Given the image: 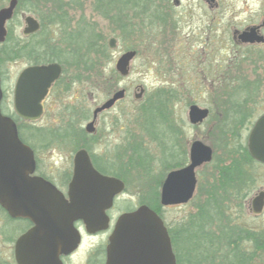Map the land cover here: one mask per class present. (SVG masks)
Here are the masks:
<instances>
[{
    "label": "rangeland",
    "instance_id": "obj_1",
    "mask_svg": "<svg viewBox=\"0 0 264 264\" xmlns=\"http://www.w3.org/2000/svg\"><path fill=\"white\" fill-rule=\"evenodd\" d=\"M43 1L33 4L35 6L31 4L30 7H34L39 16H43L45 22V18H52V14L61 16L64 22H60L58 26H48L43 35L30 39L28 44L37 43L39 46L41 40H44L43 37L46 36V41H49L47 43L57 50L58 48L63 49V54H68L69 51L65 50L66 38L81 33L85 35L82 41L89 42L99 39L98 41L104 42L111 51L110 58L103 65V78L99 77V73L73 66L76 63L73 56L69 60L64 58L69 66H73L69 76L75 83L71 84L69 91L54 88L45 101L44 115L35 122H29L30 127L23 128L27 142L35 148L40 172L51 179L61 183L65 174L72 172L75 154L81 149H86L82 148L84 140L79 129L85 130L93 117V111L119 90L124 89L126 97L114 108L99 116L96 122V133H93V139L88 141L94 146L96 154L103 156L106 160L116 161L118 164L117 171L107 175L125 184V191L117 195L121 196L116 203V206L122 208L125 213L129 212L127 211L129 209L134 210L142 205L155 203L157 198L161 203V188L170 172H163V165L160 161L164 156V144L143 129L137 111L159 89H172L179 97L175 104V122L176 125L179 123L182 126L183 131L180 130L182 134L177 140L187 150L188 156L191 144L199 140L212 147L214 157L216 156L218 162L226 163L225 149L216 146L214 137V129L218 123L222 124L225 113H235L237 120L239 119V115L236 114L237 110L245 112L248 114L247 121L250 125L264 114L263 68L258 69L257 67L252 77L250 64L247 61V51L235 49L234 41V32L242 30L247 25L250 19L249 12L264 9V0H223L220 32L224 48L220 52L222 60L216 65L221 67L224 78L216 83L210 82L212 78L206 81L203 73H200L202 68L205 74H213L215 70L214 60L206 61L209 51L204 54L203 51H193L192 48L178 49L174 52L175 57L170 58V50L137 46L140 34H135L136 20L119 17L120 3L108 4L106 0H57L58 3H54L55 0ZM189 1L183 0L186 5L190 4ZM9 2L10 0H0V9L6 7ZM59 8L61 10H58ZM26 14L39 18L37 14L30 13L26 9L19 11L17 17L8 24V29L13 31L15 39L23 36ZM200 14L201 12H198L197 15ZM155 27L160 30L159 25ZM153 30L147 31L148 41L151 43L154 41L159 43L169 36L168 31H164V35L161 36L157 29ZM112 38L118 40L114 49H111L109 45ZM131 47L137 48L138 56L131 64L130 75L121 78L115 66L120 56L128 52L127 48ZM235 56L236 60H234ZM30 65L32 64L21 59L3 64L4 100L2 107L5 114L13 112V92L16 80L22 70ZM263 65L264 61L261 60L259 66ZM112 71H114L113 74ZM66 83L70 82L66 81ZM140 87L144 89V94L142 98L137 99L136 96L141 93ZM252 87L256 92L253 96V104L251 103L252 97L248 96ZM194 104L210 110L209 118L196 126L192 125L188 119L189 107ZM82 112L89 118L77 121L76 136L68 135L65 138L71 115L82 116ZM248 128L244 133L245 142L250 133ZM33 133L36 134L33 135ZM167 141L168 144H173L175 139L167 133ZM140 142L144 144V148L137 145ZM140 155L144 157L143 162L138 158L135 159ZM211 169L202 166L197 170L196 195L189 203L162 207L165 220L171 228H176L179 222L194 211L196 204L194 200L198 197L199 185L202 179L212 174ZM261 173L259 188L252 197L264 189V167ZM251 218L246 208L245 213L238 215L235 223L238 224L239 219L240 227L245 229L253 223ZM257 222L264 225V215ZM8 230L0 216V263L2 264L13 262V239L15 238L8 237L10 234ZM83 233L86 235V232ZM106 240V235H99L95 238L86 235L81 250L89 251L100 244H105ZM254 264H264V260L261 259Z\"/></svg>",
    "mask_w": 264,
    "mask_h": 264
},
{
    "label": "water",
    "instance_id": "obj_2",
    "mask_svg": "<svg viewBox=\"0 0 264 264\" xmlns=\"http://www.w3.org/2000/svg\"><path fill=\"white\" fill-rule=\"evenodd\" d=\"M17 6L18 0H10L0 9V43L6 41V25L13 19ZM24 20L25 35L40 30V23L34 17L27 16ZM252 35L253 32H245L243 42L252 41ZM109 45L111 49L116 48L117 40L112 38ZM136 56V51H128L118 59L115 68L122 77L130 74ZM62 72L59 63L25 68L17 78L13 93L16 114L28 121L39 120L44 114L43 102ZM140 92L137 99L144 94L142 87ZM125 95L124 89L119 90L97 107L86 131L95 133L99 115L112 109ZM2 99L0 77V206L11 217L29 219L35 225L18 239L16 261L17 264H51L53 259L57 262L60 255L72 253L79 247L81 233L76 222L82 221L88 234L109 228L107 211L112 208L115 196L125 190V184L101 174L86 149L74 156L68 198L52 183L31 177L36 170L35 152L20 139L15 120L2 113ZM209 116L207 108L195 104L189 107L188 119L194 126L204 123ZM248 148L252 157L264 164V115L249 134ZM213 157L212 147L194 141L189 163L167 174L161 188V204L169 207L189 203L197 190V170L211 163ZM263 210L264 191L253 200L254 213L261 214ZM106 264H177L168 228L156 211L143 205L120 216L109 239Z\"/></svg>",
    "mask_w": 264,
    "mask_h": 264
},
{
    "label": "trees",
    "instance_id": "obj_3",
    "mask_svg": "<svg viewBox=\"0 0 264 264\" xmlns=\"http://www.w3.org/2000/svg\"><path fill=\"white\" fill-rule=\"evenodd\" d=\"M38 2L44 1L19 0L15 18L19 11L25 9L39 16L35 8L30 7L31 4ZM39 18L42 22V28L33 37L22 36L15 39L13 31H9L6 43L0 45V73L2 75L4 63L21 59L35 65L53 62L62 64L64 67L63 76L55 84V89L58 90L62 88L64 91H69L71 84L75 83L69 76L73 66L99 73V77L103 78V65L107 63L111 54L109 47L104 42H99V39L89 42L82 41L85 35L81 33L69 36L65 42V50L69 51L68 54H63V49L58 48L57 50L47 43L49 41H46V36L43 37L44 40H41L39 46L37 43L30 45L27 42L38 35H43L48 26H58L60 22H64V18L61 20V16L53 14L52 18H45L46 22L49 20L48 24H46L43 16H39ZM72 56L76 63L69 66L66 60ZM111 73L113 74L114 71ZM66 81L70 83L67 84ZM178 100L179 97L174 90L159 89L147 103L137 110L143 129L164 144V156L160 159L164 173L182 168L188 162L187 150L177 140L182 134L180 130L183 131L182 126L179 123L176 125L175 122V104ZM236 114L239 115L237 120L235 113L226 112L222 124L218 123L214 129L216 146L225 149L227 159L226 163H222L218 162L215 156L212 163L205 165V167L212 168L210 170L212 174L202 179V183L199 185L198 197L194 200L196 202L194 211L179 222L176 228H171L165 220L163 206L158 198L155 203L148 205L165 221L177 264H249L250 262L247 252V230L237 227L235 221L238 215L245 213L246 201L256 191L264 166L251 156L247 141H244V133L250 125V122L247 121L249 119L248 114L240 110H237ZM11 115L18 124L21 139L27 142L23 128L30 127V123L22 120L14 113ZM88 118V115L84 113L82 116L71 115L65 138L68 135L76 136L78 133L75 129L77 121ZM252 125L253 123L248 129ZM37 131L39 130L37 129ZM79 131L84 140L82 148H86L90 152L96 169L104 175L113 174L114 171H117L118 164L116 161L106 160L94 152V146L90 145L88 141L92 140L94 136L89 135L83 128H80ZM167 133L175 139L173 144H168ZM137 145L141 148L144 146L142 142ZM137 158L144 161L142 155L135 159Z\"/></svg>",
    "mask_w": 264,
    "mask_h": 264
},
{
    "label": "flooded vegetation",
    "instance_id": "obj_4",
    "mask_svg": "<svg viewBox=\"0 0 264 264\" xmlns=\"http://www.w3.org/2000/svg\"><path fill=\"white\" fill-rule=\"evenodd\" d=\"M108 4L120 3V15L121 18H133L135 21V34H140L138 38L140 39L137 46L153 49H164L170 50L169 57H175V51L178 49L192 48L193 51H203L204 54H207L206 61L209 59L214 60L215 70L213 74H205V70L202 68L203 78L208 81L210 78L211 83H216L222 81L224 78L221 73V67L216 64L221 62V50L224 48L221 38L220 25L222 24L223 11H222V2L223 0H190V4L186 5L183 0H106ZM196 1V4L194 2ZM117 7L116 5H113ZM109 7V5H108ZM198 12H201L200 15H197ZM129 15V16H128ZM249 21L247 25L242 30H236L234 32V41L236 44L235 49H244L247 51V61L250 64V71L252 72V77L258 67L264 71V65L259 66V62L264 61V9L251 11L249 12ZM35 18V17H34ZM38 22L42 28V22L40 18H37ZM132 19V20H133ZM187 19V20H186ZM126 24V20H125ZM155 25L160 26V30L155 27ZM166 28V29H165ZM153 29L158 30V34L163 36L164 31H168L169 36L165 39L163 38L161 42L156 43L149 42L147 31H154ZM40 32V31H39ZM39 32L26 36L27 38L37 35ZM252 33L250 37L252 41L243 42L242 36L244 33ZM220 33V34H219ZM145 36V37H144ZM116 39V38H115ZM117 40V39H116ZM118 41V40H117ZM166 43H165V42ZM3 45V44H1ZM136 47L127 48L126 51H137ZM139 49V48H138ZM138 56V52H137ZM236 56L234 60H236ZM256 77V76H255ZM1 82H3V76L1 74ZM55 88L52 87V90ZM253 88V87H252ZM3 89V87H2ZM249 92L248 96L251 99L253 104V96L256 94L254 91ZM4 94V92H3ZM4 100V97H3ZM3 105V101H2ZM45 107V103H44ZM264 115V114H263ZM257 121V120H256ZM255 121V122H256ZM254 122V123H255ZM251 126L252 127L254 126ZM96 133V132H95ZM29 145L28 142H25ZM35 156H36V170L31 177L43 178L46 181H49L55 185L65 196L68 198L69 185L72 180L73 170L71 173L65 174V177L62 179V182L59 183L56 180L51 179L47 175H44L40 172L38 167V157L35 151V148L32 146ZM263 165V164H262ZM264 166V165H263ZM260 179V178H259ZM260 184V180L258 181ZM259 187L257 186V189ZM256 189V191H257ZM255 191V192H256ZM264 191L260 190L253 197L252 195L247 199L246 208L249 215L252 217L253 223H251L247 228V252L249 255V264H254L259 260H264V225L263 223H258L257 221L264 215L255 214L253 211V200L256 196ZM121 196V195H120ZM115 197L114 203L111 209L107 211V214L110 218V226L106 231H101L96 234H88L86 232L85 226L82 221L76 222L75 226L80 230L81 233V242L77 250L69 254H62L58 257V261L54 262V259L51 261V264H106L107 263V247L109 245V239L113 233L116 223L120 216L125 213L122 208L116 206L118 198ZM135 210V209H134ZM127 211H133L129 209ZM123 212V213H121ZM0 216H2V221L5 226L9 229L8 232L9 238L13 239V262L12 264H17L16 261V243L20 237L28 233L31 229L35 227L29 219L24 218H13L11 215L0 206ZM240 221L238 219L237 227H240ZM85 230V231H84ZM85 234L90 237H98L99 235H106L107 240L105 244H100L91 250L84 252L82 249ZM238 235V233H237ZM80 254V255H79ZM82 257V259L80 258ZM80 262V263H79ZM46 263V262H45ZM2 264V262L0 263Z\"/></svg>",
    "mask_w": 264,
    "mask_h": 264
}]
</instances>
